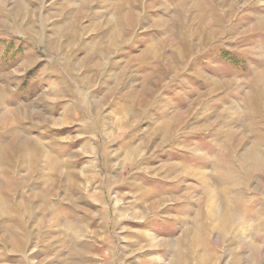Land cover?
Wrapping results in <instances>:
<instances>
[{
    "label": "rangeland",
    "instance_id": "rangeland-1",
    "mask_svg": "<svg viewBox=\"0 0 264 264\" xmlns=\"http://www.w3.org/2000/svg\"><path fill=\"white\" fill-rule=\"evenodd\" d=\"M172 263L264 264V0H0V264Z\"/></svg>",
    "mask_w": 264,
    "mask_h": 264
},
{
    "label": "bare ground",
    "instance_id": "bare-ground-1",
    "mask_svg": "<svg viewBox=\"0 0 264 264\" xmlns=\"http://www.w3.org/2000/svg\"><path fill=\"white\" fill-rule=\"evenodd\" d=\"M188 230H189V229H188ZM188 232H190V231H188ZM188 232H187V233H188ZM187 233H186V234H187ZM179 259H180V258H179ZM178 261H179V260H178ZM178 261H177V262H178ZM173 263H174V262H173ZM173 263H172V264H173ZM179 263H180V262H179ZM179 263H178V264H179ZM205 264H206V263H205Z\"/></svg>",
    "mask_w": 264,
    "mask_h": 264
}]
</instances>
